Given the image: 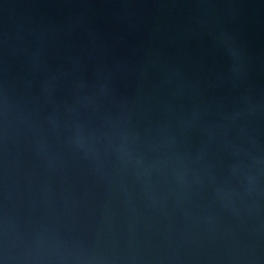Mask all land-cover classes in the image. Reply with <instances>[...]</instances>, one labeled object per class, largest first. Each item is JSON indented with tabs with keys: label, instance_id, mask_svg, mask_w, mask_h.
I'll return each mask as SVG.
<instances>
[{
	"label": "water",
	"instance_id": "1",
	"mask_svg": "<svg viewBox=\"0 0 264 264\" xmlns=\"http://www.w3.org/2000/svg\"><path fill=\"white\" fill-rule=\"evenodd\" d=\"M0 264H264V0H0Z\"/></svg>",
	"mask_w": 264,
	"mask_h": 264
}]
</instances>
